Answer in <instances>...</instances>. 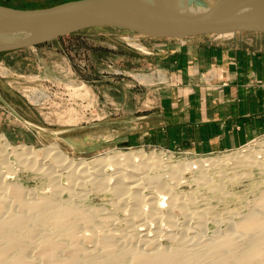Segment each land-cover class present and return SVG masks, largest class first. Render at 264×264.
<instances>
[{"label":"rangeland","instance_id":"1","mask_svg":"<svg viewBox=\"0 0 264 264\" xmlns=\"http://www.w3.org/2000/svg\"><path fill=\"white\" fill-rule=\"evenodd\" d=\"M59 1L0 0V4L33 8L50 6ZM139 36L137 33L116 27H91L37 46L0 52L1 136L11 145L31 146L39 157L38 162H42L43 167L51 166L49 170L53 171L56 165L53 155L50 154L42 158L40 150V148L52 144L72 158L74 162L90 161L93 158L119 151L142 149L145 152L152 150L166 152V149L170 150L168 153H171V159L167 161L168 165L155 164L142 182L144 189L140 190L147 195L156 194L159 208H157L158 210L147 208L148 206L144 204L145 210L143 209V211L146 212L145 215H148L145 218H148L149 221H146V224L142 226L141 232L147 230L153 232L155 229L163 230L164 228L163 231L161 230L162 233L157 234L159 237L155 235L157 245L161 244V247H172L174 244L175 246L178 244H187L186 246H188L194 239L199 241L210 236L208 234L213 233L214 230L222 233L233 229L238 232L235 233L232 230L235 233L233 236L238 237L235 239L241 245L247 240L250 241L251 236L246 238L240 235V232L233 228V223L238 221L245 212L251 211L252 206L256 210L257 199L264 192V171L260 168L250 167L246 165V162L235 164L232 160L222 164L227 171L233 169L227 173L231 175V178H224L222 173L217 171L216 165L207 167L205 170L202 167L201 170L197 168L198 164L194 163L197 158H186L183 156L185 155L184 150H174L153 144L131 145V138H136L138 134H142L154 124V119L150 117L152 114L146 115V112L156 108L157 98L152 89L157 82L164 80L161 70L153 69L152 65H146L142 69L138 68V62L147 64L150 59L148 55L140 54V50L145 51V49L135 39L140 38ZM260 141H264V133L256 137L243 152H247L250 147L256 148V144ZM213 155L196 156L199 158L217 157ZM6 158L4 161L0 153V161L3 160L0 162V173L6 176L4 177L6 182L17 183L22 187L28 197H53L57 192L58 201H64V199L66 201L67 198H71V201L69 199L66 202L72 206L75 205L73 206L75 208L79 206L81 210L88 211V220L90 218L91 222H82V220L76 226L77 230L75 229L76 238L80 244L82 243V247H94L90 234L96 233L102 226L103 229L100 230L107 229L111 230L113 234L115 233L114 236L111 233L113 238L110 237L111 235H107L109 239H113L115 244H119L118 247L126 246L127 243V245L144 246L143 243L135 242L132 237L127 236L129 227L126 225L130 223L132 227L131 223L136 224L143 220V216L126 214L125 208L132 205L133 200L130 202L127 200L126 202L117 201L118 197L114 198L115 196L111 195L110 190L102 187L98 190L88 179H83L84 181L81 182L83 184L77 182V184L71 185L64 175L65 169L60 170L62 175L55 176V180L52 178V182V179L45 173L37 171L35 168L25 169L24 166L19 165L13 153L7 155ZM178 161H183V165L177 170L178 178L168 177L165 172L176 170ZM36 165L34 167H37ZM66 170L69 169L66 168ZM106 171L110 172L111 170ZM51 173L54 172L51 171ZM55 182L59 187L67 186V184L71 186L68 187V190L56 188L59 190L56 191L51 185ZM102 189L105 190L101 191ZM165 189L172 195L180 196V200L183 199L182 202L185 205L178 208L176 205L179 204V200H177L178 203H175L174 200V206H168L169 203L165 200L169 198V194L167 195L168 192ZM221 192L224 194L223 197L215 196ZM40 194L42 195L40 196ZM182 202L180 201V204ZM13 204L14 202L10 200L9 205L15 209ZM141 204L137 203V207H140ZM160 206L162 209L166 208V211L162 214L164 221L159 220L157 223L153 218L157 214L150 211L159 212ZM181 210L183 211L181 212ZM258 211L264 217V206ZM149 212L153 222L150 221ZM78 220L81 219L74 218L75 225ZM168 224L175 227L166 229L167 226H170ZM47 226L45 225L48 229L50 225ZM139 227L141 228V226ZM46 228H44L45 231L50 229ZM183 229L188 230L190 234L184 232ZM165 230L174 232L173 236H163ZM191 230L192 232H190ZM37 232L39 234V231ZM38 234L30 239L32 240L30 245L33 242L37 243ZM116 234L118 237L120 236V240ZM66 236L64 234L55 235L56 239H61L60 241L64 243L68 242L67 244L70 245L72 241L68 240V237L66 239ZM133 237L135 236L133 235ZM130 239L133 244H130L132 243ZM122 241L125 242H123L124 245ZM262 247L264 250V243ZM35 258L39 260L37 259V261ZM35 258L36 264L37 262L45 264L38 256ZM0 264L5 263L0 262Z\"/></svg>","mask_w":264,"mask_h":264},{"label":"bare ground","instance_id":"2","mask_svg":"<svg viewBox=\"0 0 264 264\" xmlns=\"http://www.w3.org/2000/svg\"><path fill=\"white\" fill-rule=\"evenodd\" d=\"M0 140V153L2 154L4 161L7 155L13 153L16 156L19 165L24 166L25 169L35 168L37 169V171L45 173L50 179H54L57 175H62V173H60L59 171L65 169L66 173L64 171V175L66 176V179H68V183L71 185H75L74 183L77 184V182L79 184V182L81 183L84 181L83 179H88V181L93 182L94 187H97L98 190L100 187L110 190L111 195L115 196L114 198L118 197L117 201L121 200L122 202H126L127 200L130 202V200H133L132 202L134 203H132V205H135H129L132 206V208H129V206L125 208L126 214H131L133 216H143V220L141 219V217H139L142 221H139L140 223L136 222V224L131 223L132 227L130 226V223L127 224L126 226L129 227L127 229L129 232L128 234H133L135 237L128 234L127 236H129L130 238L132 237L135 242L138 241V243L141 242L144 244V246H134L132 239H130L131 241H129L132 242L130 244L133 245H127V243L126 246L118 247L119 244H115L113 242V239L111 240L108 238L107 234L111 235V230L109 231L107 229H104L102 231L100 230L103 227L102 226L101 228H98L99 230H97L96 233L90 232L92 233L90 234V236L93 243L92 245H94V247H82V243L80 244L79 240L76 238L77 236L75 229L76 226H78V223L82 220V222L90 220V218L88 220V211H84L83 209L81 210L79 206L75 208L73 207L75 205L72 206L68 202H66L69 201V199L71 201V198H67L68 200L66 201L64 199L65 202L58 201V199L56 198L57 192L54 193L53 197L41 196L42 194H40L41 197H28L22 187H20L17 183H8L9 181L6 182L4 180V177L6 176H3L0 173V262L2 263L36 264L35 260H37L38 258L36 259L35 257L37 256L41 260H43L45 264H262L264 262V250L262 247L264 243V217L261 216L258 211L264 206V192L259 196L258 199L256 198L258 202L256 210H254L252 206L251 211L249 210L244 214L241 213L243 214L242 216L240 215L241 218L233 223V228H236L240 232V235H243L246 238L251 236L250 241L247 240V242H245L247 245L244 242L241 245L238 240L235 239L236 235L234 237L233 234L238 232H235V230L231 228L235 233H233L232 230V232L229 230V232L223 231L222 233L212 230L213 233L208 234L210 236L205 237L202 240L198 241L197 239H194L192 243L189 241L191 245L189 244L188 246H186L187 244L184 243L185 245L178 244L177 246H175L174 244V246L172 245V247H161V244L160 246L157 245V239L155 235H157L158 233H162V229L156 230L154 228L155 230L153 232H150V230L141 232L142 226L146 224V221H149L148 218H145L148 215H145L146 212L143 211L144 204L148 206L147 208H159V204L157 205L156 202L157 195L154 193L147 195L141 191V188L144 189L142 182L144 178H146L147 173L149 171H152L155 164L158 163V165L164 166L168 165L167 161L171 159L170 153L160 150L145 152L142 149H137L114 152L113 154H108L102 157L99 156V158L95 159L93 158V160L90 161L80 160L78 162H74L72 158H69L65 153H62L58 147L52 144L47 147H42L40 148V150L42 152V158L50 154L53 155L54 160H56V165L53 171L49 170L51 166L43 167V163L38 162L39 157L36 151L31 146L11 145L5 140L3 136H1V134ZM232 160H234L235 164H238L239 162H246V165L254 168H260L262 171H264V141L258 142L256 144V148L250 147L247 152H228L214 158H197L194 160V163L195 165L198 164L196 167L200 170L201 167L203 170H205V168L207 167L216 165L215 167L217 168V171L221 172L224 178H231V175L227 173L229 170L232 171L233 169H229L227 171L224 169L222 164L228 163ZM0 162H3V160ZM35 164H37V167H34ZM182 165L183 161H178L176 163V170L166 171V175L170 178H178L177 170ZM66 168H68L69 170H66ZM106 170L111 171L108 172ZM51 171L54 173H51ZM226 175L228 176L225 177ZM57 182L51 184L55 189L60 188V190H68V187L71 186H68L69 184H67V186L59 187V182ZM19 189H21V191H19ZM105 189H102L101 191H104ZM56 191L59 190L56 189ZM165 191H167V189H165ZM167 192V195L169 194V198L167 199L168 201H165L169 203H167L168 206H174V200L175 203L177 202V200H179V204L176 205V207L178 208H181L185 205L182 202L183 199L180 200V196H177L175 194L172 195L169 191ZM222 192L215 196H218V198L223 197L224 194H222ZM224 193L226 194V192ZM10 200L14 202L13 205L14 207H16L15 209L9 205ZM145 201L148 202L146 203ZM180 201L182 202V205L180 204ZM139 202L143 205L141 204L140 207H137V203L139 204ZM114 207L117 206L114 205ZM165 211L166 208L162 209L161 207L159 209V212L156 210H152L150 212L157 214L154 215L155 217H153L152 215V217L157 222L159 220L164 221L162 214ZM182 211L183 210H181V212ZM150 212V221H152ZM74 218L81 220H78L77 224L75 225V223L73 222ZM130 218L132 217L130 216ZM165 219L167 220V217ZM90 222L91 221H89V223ZM170 223L174 224L173 222ZM45 225H50V229L48 228V230ZM161 225L163 224L161 223ZM139 226H141V228ZM168 227L173 228L175 226L171 227L170 225L167 226L166 229H168ZM44 228H46L48 231H45ZM183 230L184 232L189 233L188 230ZM192 230L190 232H192ZM37 231H39V234ZM173 233L170 232V230H165L164 234L166 235L163 234V236H173ZM36 234H38L37 238L39 240L36 244L33 242L34 245L33 243L30 245L29 243H31L30 241H32L30 239H33L34 235ZM59 234H64V236L67 235L66 239L68 237V240L72 241L70 245L67 244L68 242L64 243L63 241H60L61 239H56L55 235L59 236ZM114 234L112 233L113 236ZM112 235L110 237L113 238ZM157 236L159 237V235ZM126 239H124V241ZM243 239H241V241H243ZM124 241H122V244ZM125 242H127V240ZM94 248L98 251L93 252V250H95Z\"/></svg>","mask_w":264,"mask_h":264},{"label":"crops","instance_id":"3","mask_svg":"<svg viewBox=\"0 0 264 264\" xmlns=\"http://www.w3.org/2000/svg\"><path fill=\"white\" fill-rule=\"evenodd\" d=\"M139 37L140 54L150 59L138 68L152 65L164 80L152 89L156 108L146 112L154 124L131 145L208 154L264 133V32Z\"/></svg>","mask_w":264,"mask_h":264},{"label":"water","instance_id":"4","mask_svg":"<svg viewBox=\"0 0 264 264\" xmlns=\"http://www.w3.org/2000/svg\"><path fill=\"white\" fill-rule=\"evenodd\" d=\"M91 27L151 38L264 32V0H68L45 7L0 4V52Z\"/></svg>","mask_w":264,"mask_h":264},{"label":"built area","instance_id":"5","mask_svg":"<svg viewBox=\"0 0 264 264\" xmlns=\"http://www.w3.org/2000/svg\"><path fill=\"white\" fill-rule=\"evenodd\" d=\"M207 78H209V76H207ZM254 139H255V138H254ZM254 139H253V140H254ZM253 140H251V141H249V142H247V143H245V144H243V145H241V146H238V147H236V148L230 149V150L219 151V152L208 153V154H195V155H194L193 153H190V152L185 151V152H184L185 155H183V156H185L186 158L190 159V158H199V157H197V156H203V157H205L206 155L210 156V155H213V154H217V155H213V156H219V155H222V154L227 153V152L245 151L244 149H247V148L249 147L250 143H251ZM160 151H164V150H160ZM168 151H170V150H167V149H166V152H167V153H168ZM173 152H174V151H173ZM170 154H171V153H170ZM172 155H173V154H172ZM196 155H197V156H196ZM173 156H175V155H173ZM179 156H181V155H179ZM193 170H196V169L193 168Z\"/></svg>","mask_w":264,"mask_h":264},{"label":"trees","instance_id":"6","mask_svg":"<svg viewBox=\"0 0 264 264\" xmlns=\"http://www.w3.org/2000/svg\"><path fill=\"white\" fill-rule=\"evenodd\" d=\"M63 1H68V0H60L59 2H63ZM59 2H58V3H59Z\"/></svg>","mask_w":264,"mask_h":264}]
</instances>
